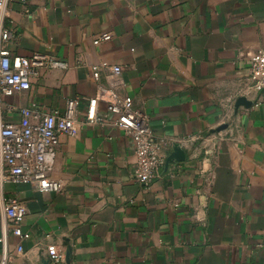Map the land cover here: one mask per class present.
Here are the masks:
<instances>
[{
  "label": "crops",
  "instance_id": "0c3cea01",
  "mask_svg": "<svg viewBox=\"0 0 264 264\" xmlns=\"http://www.w3.org/2000/svg\"><path fill=\"white\" fill-rule=\"evenodd\" d=\"M3 24L12 56L68 68L3 96L0 124H19L31 104L62 112L73 98L82 122L76 137H58L50 177L59 193L0 188V204L24 206L28 234L7 232L4 264H41L52 248L65 258V244L69 264H264V105L253 106L248 78L250 55L264 49V0H8ZM101 33L110 39L94 46ZM114 66L118 94L167 142L165 162L175 147L183 155L149 186L102 105L98 123L83 122ZM239 98L251 107L235 109Z\"/></svg>",
  "mask_w": 264,
  "mask_h": 264
},
{
  "label": "built area",
  "instance_id": "2783aa9c",
  "mask_svg": "<svg viewBox=\"0 0 264 264\" xmlns=\"http://www.w3.org/2000/svg\"><path fill=\"white\" fill-rule=\"evenodd\" d=\"M7 4L8 0H0V105L3 96L28 90L31 81L40 73L68 68L67 64L44 54L35 53L30 57L10 54L7 45L13 39V29L3 24ZM109 39V33H101L92 44L96 46ZM249 64L248 78L256 94L253 106L264 105V49L251 54ZM100 71L97 66L91 67L93 81L99 80ZM120 74V67L110 68L106 78L111 86L98 88L87 103L83 122L88 125L98 123L97 108L102 105L112 118V125L132 141L138 183L149 186L165 165L161 152L167 142L155 137L145 115L118 94L115 84ZM80 103L78 98L67 99L62 112L50 113H44L31 104L20 110L19 124H0V188L5 184H23L40 193H59L62 190V183L50 177L51 166L58 137L73 138L79 134L82 123L78 117ZM0 213L3 221L1 264H4L7 232L23 240L28 239V234L20 229L26 214L23 205L15 200L4 202L0 204ZM47 256L53 264L64 261V254L55 248L49 249Z\"/></svg>",
  "mask_w": 264,
  "mask_h": 264
},
{
  "label": "water",
  "instance_id": "95a60500",
  "mask_svg": "<svg viewBox=\"0 0 264 264\" xmlns=\"http://www.w3.org/2000/svg\"><path fill=\"white\" fill-rule=\"evenodd\" d=\"M238 107L250 108L251 103L246 101V99H244V98H239V99H237V101L235 103V109H237ZM225 128L226 127H222L220 129H218L216 132H220L221 130H224ZM181 153L182 152L178 149V147H175L174 153L172 155H170L169 158L166 159L165 166H167L173 160H179V159L183 158V155ZM64 246L66 247L65 258H64L65 264H69L71 249L66 244ZM41 264H53V263L51 262L50 258L47 256L46 260L41 261Z\"/></svg>",
  "mask_w": 264,
  "mask_h": 264
}]
</instances>
